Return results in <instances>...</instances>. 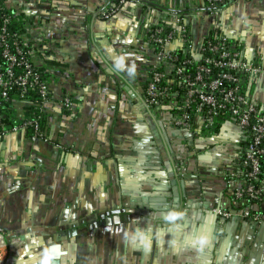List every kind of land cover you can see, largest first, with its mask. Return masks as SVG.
Masks as SVG:
<instances>
[{
    "label": "crops",
    "instance_id": "1",
    "mask_svg": "<svg viewBox=\"0 0 264 264\" xmlns=\"http://www.w3.org/2000/svg\"><path fill=\"white\" fill-rule=\"evenodd\" d=\"M116 3L4 2L52 91L49 141L22 129L0 134V232L15 264H40L56 243L60 264H264V222L212 211L232 207L243 184L230 174L239 172L244 133L227 122L190 150L172 108L141 103L161 61L147 39L152 26L172 25L176 13L193 52L221 34L243 59L264 64V0H228L217 14L205 12L206 0ZM182 47L179 35L168 44ZM137 229L151 237L149 250L126 241ZM201 235L209 237L202 251L192 243Z\"/></svg>",
    "mask_w": 264,
    "mask_h": 264
},
{
    "label": "built area",
    "instance_id": "2",
    "mask_svg": "<svg viewBox=\"0 0 264 264\" xmlns=\"http://www.w3.org/2000/svg\"><path fill=\"white\" fill-rule=\"evenodd\" d=\"M126 1L117 0L114 8ZM225 1L206 0L205 12L217 14L216 5ZM9 22L0 1V56L4 60L0 64V99H7L17 86L21 95L36 91L45 108L52 93L49 83L31 62L27 41L13 39L9 33ZM146 34L161 61L150 67L141 103L146 107L169 106L174 111L173 124L191 135L194 127L207 128L218 120L239 128L245 145L239 172L230 174V179L240 178L243 184L233 192L232 207L216 205L212 211L222 219L242 217L264 222V64L243 59L240 48L221 34L204 37L198 52H193L189 29L176 13L172 25L155 24ZM177 35L183 47L170 50L168 44ZM61 104L68 108L69 96H63ZM17 129L31 130L32 139L50 140L36 118L9 128L2 126V134ZM16 262L13 242H7L0 232V264Z\"/></svg>",
    "mask_w": 264,
    "mask_h": 264
},
{
    "label": "trees",
    "instance_id": "3",
    "mask_svg": "<svg viewBox=\"0 0 264 264\" xmlns=\"http://www.w3.org/2000/svg\"><path fill=\"white\" fill-rule=\"evenodd\" d=\"M0 1L3 4L5 13L10 16V22L8 23L9 33L12 35L13 39H21L20 34L22 33V30L20 25H16V19H14L13 13L4 4L5 0ZM226 2L227 0L223 4ZM3 63L4 60L0 56V64L3 65ZM36 70L39 71L42 77L47 81L44 70L38 67H36ZM27 118H36L41 128H46L47 126L48 119L46 108L42 107L41 100L37 92L31 90L21 95L19 88L17 86H13L12 90L9 92L8 98L0 99V134H2V126L9 128L11 126L18 125ZM221 126V121L218 120L207 128L198 129L197 127H194L193 135L200 136L215 133L219 131ZM27 133L30 135L32 131L27 130ZM262 163V167H264V155L262 156Z\"/></svg>",
    "mask_w": 264,
    "mask_h": 264
},
{
    "label": "clouds",
    "instance_id": "4",
    "mask_svg": "<svg viewBox=\"0 0 264 264\" xmlns=\"http://www.w3.org/2000/svg\"><path fill=\"white\" fill-rule=\"evenodd\" d=\"M178 218L176 213H169L168 216L165 217L168 221H174ZM125 239L128 243L133 246H140L145 251L149 250L151 247V237L148 235L146 231L137 229V231L131 235L126 234ZM209 237L206 235H201L193 240V246L196 247L198 250L202 251L205 245L208 243ZM58 247V246H54ZM56 257H49L47 252L40 260V264H51V261Z\"/></svg>",
    "mask_w": 264,
    "mask_h": 264
},
{
    "label": "water",
    "instance_id": "5",
    "mask_svg": "<svg viewBox=\"0 0 264 264\" xmlns=\"http://www.w3.org/2000/svg\"><path fill=\"white\" fill-rule=\"evenodd\" d=\"M113 211H111L110 213H112ZM54 246H58V247H54ZM65 254V251L61 250V247L59 244H52L49 245L47 247V255L49 257H56L55 259H53L51 261V264H60L61 262V256Z\"/></svg>",
    "mask_w": 264,
    "mask_h": 264
},
{
    "label": "flooded vegetation",
    "instance_id": "6",
    "mask_svg": "<svg viewBox=\"0 0 264 264\" xmlns=\"http://www.w3.org/2000/svg\"><path fill=\"white\" fill-rule=\"evenodd\" d=\"M146 88V87H145ZM202 135L200 136H194V135H191V139H190V150L193 149L195 143H197L199 141V139L201 138Z\"/></svg>",
    "mask_w": 264,
    "mask_h": 264
}]
</instances>
